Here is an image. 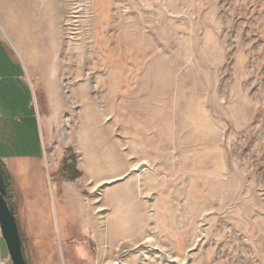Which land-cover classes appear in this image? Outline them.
<instances>
[{
    "label": "rangeland",
    "instance_id": "rangeland-1",
    "mask_svg": "<svg viewBox=\"0 0 264 264\" xmlns=\"http://www.w3.org/2000/svg\"><path fill=\"white\" fill-rule=\"evenodd\" d=\"M0 36L58 99L44 145L58 246L39 247L9 175L28 264H264V0H0ZM51 177L105 242L84 227L62 242L80 205Z\"/></svg>",
    "mask_w": 264,
    "mask_h": 264
},
{
    "label": "crops",
    "instance_id": "crops-1",
    "mask_svg": "<svg viewBox=\"0 0 264 264\" xmlns=\"http://www.w3.org/2000/svg\"><path fill=\"white\" fill-rule=\"evenodd\" d=\"M30 71H33L32 65H28L22 55L19 56L12 45L0 36V161L5 164L12 177V190L16 199L23 202L21 216L26 221L27 228L30 231L34 230L39 247L58 246L59 240L54 233L52 234L54 241L44 243L46 238L50 237L46 236V232L54 228L47 224V215L51 214L50 209L49 211L45 209L50 207L48 202L50 179L44 163V145L45 139L49 138V114L54 111V103L58 102V99L53 94L37 96L28 79ZM95 167L96 164L92 169L87 168V172L89 171L99 187H103L102 174L100 171L97 174ZM52 188L61 205L66 206L67 202L65 203L64 199L67 196L80 205L79 221L74 226L73 222L70 223L72 218L68 208L62 212L64 218L62 242L68 245L70 238L80 233V227L82 229L84 227L86 232L92 234L89 241L105 242L103 232L99 229L98 217L87 211L88 206L81 205L80 193L73 194L72 187L66 181L57 178L56 180L52 178ZM104 210L101 207L95 212L98 214ZM25 217L28 219L25 220ZM0 248L3 254L2 240ZM71 254L76 259L72 251ZM3 257L8 258V254H3ZM57 261L55 256L50 255L47 262L56 264Z\"/></svg>",
    "mask_w": 264,
    "mask_h": 264
},
{
    "label": "water",
    "instance_id": "water-1",
    "mask_svg": "<svg viewBox=\"0 0 264 264\" xmlns=\"http://www.w3.org/2000/svg\"><path fill=\"white\" fill-rule=\"evenodd\" d=\"M9 190L0 174V229L12 264H28L23 251L20 228L14 207L8 203Z\"/></svg>",
    "mask_w": 264,
    "mask_h": 264
},
{
    "label": "trees",
    "instance_id": "trees-1",
    "mask_svg": "<svg viewBox=\"0 0 264 264\" xmlns=\"http://www.w3.org/2000/svg\"><path fill=\"white\" fill-rule=\"evenodd\" d=\"M0 174H2V177H4L5 184L10 192L11 179L6 170L5 164H3L1 161H0ZM7 201H8V198H7Z\"/></svg>",
    "mask_w": 264,
    "mask_h": 264
},
{
    "label": "built area",
    "instance_id": "built-area-1",
    "mask_svg": "<svg viewBox=\"0 0 264 264\" xmlns=\"http://www.w3.org/2000/svg\"><path fill=\"white\" fill-rule=\"evenodd\" d=\"M1 229H0V236H1ZM9 260L8 258L3 257V254H1V250H0V264H9Z\"/></svg>",
    "mask_w": 264,
    "mask_h": 264
}]
</instances>
